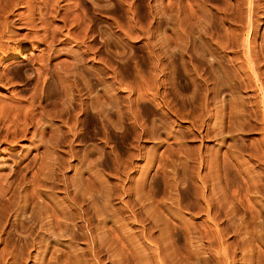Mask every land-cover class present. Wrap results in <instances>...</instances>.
Returning <instances> with one entry per match:
<instances>
[{"label": "rangeland", "instance_id": "1", "mask_svg": "<svg viewBox=\"0 0 264 264\" xmlns=\"http://www.w3.org/2000/svg\"><path fill=\"white\" fill-rule=\"evenodd\" d=\"M0 264H264V0H0Z\"/></svg>", "mask_w": 264, "mask_h": 264}]
</instances>
